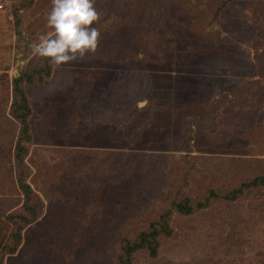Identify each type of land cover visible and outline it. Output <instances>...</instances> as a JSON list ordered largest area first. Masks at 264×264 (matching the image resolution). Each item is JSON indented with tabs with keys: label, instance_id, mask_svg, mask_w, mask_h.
Returning a JSON list of instances; mask_svg holds the SVG:
<instances>
[{
	"label": "rangeland",
	"instance_id": "374dc122",
	"mask_svg": "<svg viewBox=\"0 0 264 264\" xmlns=\"http://www.w3.org/2000/svg\"><path fill=\"white\" fill-rule=\"evenodd\" d=\"M94 6L95 51L48 67L29 45L51 31V0H0V264H122V238L151 232L168 211L171 236L159 239L157 257L139 251L134 264H264V186L247 187L264 176L255 59L264 0ZM26 72L45 78L22 84L32 111L22 170L29 201L12 109L14 81ZM95 150L120 155L117 177L102 176L110 164L102 152L87 166L100 183L73 186L76 158ZM185 199L202 206L180 215L173 204Z\"/></svg>",
	"mask_w": 264,
	"mask_h": 264
},
{
	"label": "trees",
	"instance_id": "16d2710c",
	"mask_svg": "<svg viewBox=\"0 0 264 264\" xmlns=\"http://www.w3.org/2000/svg\"><path fill=\"white\" fill-rule=\"evenodd\" d=\"M262 29L259 28L258 34H257V42L255 44L256 47V61L258 64V69L260 74L262 75L264 73V63H263V54H260L261 47L264 46V37H263ZM50 63L48 61V67ZM46 69H44L45 71ZM35 73V72H34ZM38 73V72H37ZM50 76V72L46 71V77ZM44 77H39L38 79H35V74L26 72L23 77L19 80L14 81V92L16 94V100L12 105L13 109V117L18 121L20 124V137L18 139L17 145H16V163L19 169V183L20 188L23 191V195L26 198V201H29L32 198L33 191L30 188V186L22 180L23 176V167H24V158L27 155V150L23 146L26 143L32 142V132H31V125L29 123L30 116L32 114L30 102L28 99L27 94L25 93L22 84L23 82H43ZM102 152H105L102 156L105 155V158L110 164L108 167L107 173H102V176L106 179L107 183H110V181L115 180L117 177V168L119 166V163H121L120 155L118 154V157H116V154L113 152L107 153L108 151H94L92 154H85L83 156V160H79L78 164V158H74L75 165L73 172V178L78 177L79 181L74 180L72 185L76 186L81 183H87V188L93 189V184L91 182H94L95 184L100 183L99 179L94 175L95 168H91L90 171H87L88 165H93L95 161L100 159V155ZM108 154V155H107ZM83 161V163L81 162ZM81 163V165H80ZM101 170V167L99 168ZM85 172H92L85 173ZM264 186V176L254 179L248 184V188L252 187H261ZM239 193H242V186L238 190L232 191V196L234 199L237 197ZM208 199V198H207ZM206 199V200H207ZM233 199V200H234ZM237 199V198H236ZM198 204V205H197ZM195 205L202 206V204L197 203ZM195 205L192 204V202L189 199H185L181 202L174 203L173 207L176 209L177 213L184 216H190L194 213ZM27 204L25 203V207ZM33 216L31 218L35 219L38 214L36 211H34ZM170 211L166 212L164 215L161 216L159 222L151 225V232H143L139 235L138 239L135 241H130L122 238V256H121V262L122 264H134L133 257L134 255L139 251H147L152 257H157L159 253V239L162 237H170L172 230L169 228V222L171 218ZM32 219V220H33ZM36 220V219H35ZM29 221V220H26ZM11 241H14V246L6 248L8 250V254L14 253L17 248L16 246L19 244V241L21 240V231L20 228H18L11 236ZM0 257L3 258V251H0Z\"/></svg>",
	"mask_w": 264,
	"mask_h": 264
},
{
	"label": "clouds",
	"instance_id": "9594fccd",
	"mask_svg": "<svg viewBox=\"0 0 264 264\" xmlns=\"http://www.w3.org/2000/svg\"><path fill=\"white\" fill-rule=\"evenodd\" d=\"M98 17L94 0H51L45 17L51 31L39 34L29 47L35 56L63 66L95 51L100 37L94 26Z\"/></svg>",
	"mask_w": 264,
	"mask_h": 264
}]
</instances>
